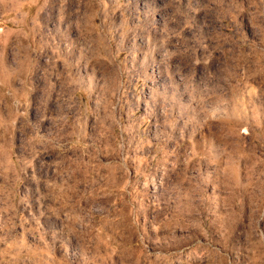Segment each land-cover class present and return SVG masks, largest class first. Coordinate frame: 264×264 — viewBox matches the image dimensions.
<instances>
[{
  "label": "rangeland",
  "instance_id": "374dc122",
  "mask_svg": "<svg viewBox=\"0 0 264 264\" xmlns=\"http://www.w3.org/2000/svg\"><path fill=\"white\" fill-rule=\"evenodd\" d=\"M0 264H264V0H0Z\"/></svg>",
  "mask_w": 264,
  "mask_h": 264
}]
</instances>
